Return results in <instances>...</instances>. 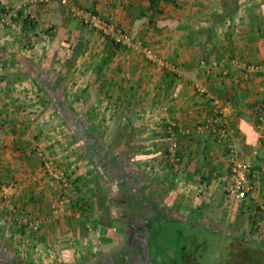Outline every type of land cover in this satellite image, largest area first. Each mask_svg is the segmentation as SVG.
I'll return each mask as SVG.
<instances>
[{
    "label": "crops",
    "instance_id": "0c3cea01",
    "mask_svg": "<svg viewBox=\"0 0 264 264\" xmlns=\"http://www.w3.org/2000/svg\"><path fill=\"white\" fill-rule=\"evenodd\" d=\"M156 1L152 11L150 0H0V15L16 12L11 26L0 28L1 262L21 264L11 254L16 250H10L13 240L6 230L16 224L2 188L21 186L8 196L9 203L30 222H38L53 198L54 187L41 171L35 149L75 180L72 202L79 203L93 223L76 222L69 234L64 232L79 244L112 236L116 222L98 214L112 210L115 196H125L127 184L119 182L124 179L137 189L143 180L145 194L155 197L157 206L150 211L156 219L196 227L200 216L211 221V215L221 212L224 201L264 222V209H259L264 205V70L246 68L264 63V0ZM74 10L102 16L146 45L157 61L147 59L137 46L111 47L108 38L82 24ZM27 16L35 21L28 30L22 27ZM215 103L223 111L220 115L213 112ZM214 118L216 126L225 124L229 130L220 142L208 130ZM172 141L178 146L177 166L167 156ZM226 144L238 158L252 163L253 199L227 196L231 181ZM91 147L99 155H93ZM108 165L123 172L111 174ZM135 193L127 191L131 201L118 204L136 201L127 213L148 211L140 208ZM153 222H142L145 234L135 238L141 242L135 257L147 264H197L200 248L186 255L192 251L186 245L162 247L163 242L154 240L158 245L150 253ZM81 231L88 232L84 241ZM47 232L42 231L39 241L51 249V240L60 242L59 232L53 239ZM92 250L84 263L92 259L96 261L90 264H124L131 254L121 251L96 259L97 248Z\"/></svg>",
    "mask_w": 264,
    "mask_h": 264
},
{
    "label": "rangeland",
    "instance_id": "374dc122",
    "mask_svg": "<svg viewBox=\"0 0 264 264\" xmlns=\"http://www.w3.org/2000/svg\"><path fill=\"white\" fill-rule=\"evenodd\" d=\"M4 12H6V10H4ZM41 171L44 173L47 180H49L47 174H45L42 167H41ZM71 179L73 178L71 177ZM50 180L48 182H50L51 186L54 187L52 188L54 189L52 195L53 198H51L50 204L48 203L49 207L43 208L46 211V213L44 212L45 213L44 214L42 211V213L38 216V222H37L39 225L38 232L33 233V231L31 230L24 229L23 234L20 232L17 233V229L19 225H16V227L13 228L8 227L6 230V233L8 234V240L10 239L13 240V242H11L10 244L11 246L10 250L11 251L13 250V252L14 249L16 250V252L11 254H13L14 257H17L18 261H20L21 264H67V262L71 264H87V262L84 263L85 260L84 256L89 251H93L92 247L97 248L95 252L96 259H98L99 257L105 259L108 254L112 256H116L121 251H123V253L128 251L131 252V254H129L130 258L127 256L128 263L126 262L124 264H147V262H145L144 260L135 257L133 253L135 252L138 253L137 251H139L141 248L140 240L138 241L135 238L138 237L140 238L142 237V234H145V232L141 230L142 229L141 226H142V222L147 220V218L149 217L148 214L146 215V212H150V210L155 208L154 206H157L156 201L154 202L155 200L154 196L150 195L149 201L147 200L146 204L144 205L139 204L140 208H143L144 206L145 208L149 207L148 211L144 209H142L141 211L131 210V213L129 211L131 215L126 211L127 209L130 208L132 204H135L136 201L132 202L130 206L129 205L125 206L122 204L119 205L118 202L131 201L130 199L131 197L130 198L129 196L125 197L126 195L123 197L122 194L115 196L113 201L116 202V204L112 207V210L111 211L105 210L103 212H99L98 216L99 219H101L103 217L105 218L106 214H108V217L111 220H114V222H116L112 227L114 229V233H112V236H114L115 239L119 240V242H115V241L111 242L112 241L111 238L112 236H111V237H107V241L103 240L102 238H98V239H94L91 242L89 241L86 243L85 241L83 242V244H79L78 242H75L73 238H67L64 235V232L65 234H69L70 226L74 225L73 223L76 222L79 224L85 223L86 225L88 224L90 226H93L92 218L90 217L91 220L86 219L88 212L82 211L81 207L79 208L80 204L78 203V205H76L77 202L74 204V201L70 204H67L68 207L71 205V209L69 210L70 211L69 213L65 211L53 216L51 214V210H52L51 205L55 203L54 201L58 198V196H60L62 190L60 188V184ZM72 181H74L73 189L75 190L77 185L74 179ZM20 189L21 186H18V188L13 192L11 196L13 197V195H15V193H18ZM74 194L72 195V198L74 197ZM75 199H78V197H75ZM224 203L225 202L223 201L224 206L222 205V208L220 209L221 212L216 213L215 216L211 215L212 218L211 221H204L203 219H205V217L203 215L200 216L201 218H199L196 227L193 226L187 227L184 225L175 224L173 223V221L170 222L168 220H163L162 218H158L157 221L153 222L151 227V232H150L151 237L148 240L150 242L149 252L153 254L154 247L158 245L156 243L154 246L153 242L155 240V241L163 242L164 246L168 244L172 245L173 247L186 245L193 252L194 251L196 252L197 250L199 251L200 248L201 250L196 256L197 264H231V262L233 261L232 257L234 255L233 252V248H234L233 244L235 243L234 240L237 241L239 240L243 243L248 244L249 246L251 245H253V247L257 246L259 249L264 250V222L262 220L254 219L253 216H251L250 214H246L244 210H240L239 208H237L235 211V208L231 203H226V204ZM7 204L9 205L12 204L9 203V198L6 199L5 205ZM158 212L156 211L155 213ZM111 213L113 215V218L110 215ZM163 213L165 215L172 217V215H170L168 212H163ZM22 219L23 217L21 218L17 216L16 219L13 221H16L17 223H23ZM252 221H254V223L251 225ZM138 222H139L138 224L139 227L136 224ZM256 222H258V224ZM60 224L62 229H60ZM44 226H47V228H45ZM42 231L45 232L48 231L47 234L50 235L47 236L48 238L51 239H53L52 237L57 236L59 232L58 234L59 237L56 239H58L60 242L59 244L57 243L55 244L61 248L63 253L58 254L57 252H55V250H53L54 249L53 245L55 244L52 242V240L50 246L53 249L52 248L49 249V247L44 248V246H42L41 242L39 241V238H41L40 234L42 233ZM82 231H81V236L83 238H81L80 241H84L82 239H85V235L88 233ZM212 233H216V234H212ZM105 234H106V230H105ZM95 236L96 235H94V237ZM37 239H38V243H37ZM19 241H21V243H19ZM127 242L128 243L130 242L132 244L129 243L130 244L129 245L127 244ZM151 243L153 245H151ZM195 243L198 244V249ZM87 244H91V246H88ZM79 245L81 246V251L79 250L80 248L78 249ZM126 247H128L130 250ZM249 248L251 247L240 248V250L237 252V255L247 256L248 258H250L251 253L250 251L248 252ZM172 251L173 250L169 251V253L171 254ZM110 259L114 260L111 257ZM91 260L92 259H90L89 264L91 262L96 261V260H92V261ZM115 262H118L116 258H115Z\"/></svg>",
    "mask_w": 264,
    "mask_h": 264
},
{
    "label": "built area",
    "instance_id": "2783aa9c",
    "mask_svg": "<svg viewBox=\"0 0 264 264\" xmlns=\"http://www.w3.org/2000/svg\"><path fill=\"white\" fill-rule=\"evenodd\" d=\"M36 0H30V3ZM47 1V0H42ZM74 16L86 27L95 30L103 37L111 38L116 44H119L122 47H126L131 49L133 46H137L144 56L149 59L150 61H157V56L144 45L142 42L133 41L131 36L124 32L123 30L117 28L112 23L104 19L102 16L92 13L89 11H82V10H74L72 11ZM15 11L9 10L6 12H2L0 15V28H7L11 26L12 18L15 17ZM32 18V17H30ZM249 71H262L264 70V63L261 65H249L246 67ZM200 93H204V90L199 89ZM214 109L213 112L217 115H220L223 111L220 108L219 104H213ZM264 108V105H262ZM218 119L214 118L213 123L208 126V130H211V133L215 135L218 141H222L226 139L229 135L228 127L225 124H220L216 126ZM170 135L172 134L171 128L168 129ZM226 149L229 153V166H228V176L231 181V185L227 190V196L230 199L235 201H243L246 197H250L251 199L254 198L255 195V187L250 183V173H251V166L252 163L245 158H238L236 156V152L231 144H226ZM177 143L172 141L170 143L169 148L167 149V156L169 161L172 163L173 166H177L179 163V158L177 157ZM36 156L42 163V168L47 174L48 178L56 183L60 184V188L62 192L60 196L54 201L55 203L51 205V214L55 216L56 214L67 212L68 205L72 202V195L75 193L74 181L69 177L64 171H59L52 164L47 161L42 151L36 149L35 150ZM172 166V167H173ZM18 188L17 184H12L8 187H3L4 198L7 199L9 195H12L13 192ZM260 207V206H259ZM262 208V209H261ZM261 211L264 209V205L261 204ZM11 216L16 219L17 216L23 217L24 212L22 210H16L14 207L9 205ZM22 222L28 226V228L33 231L37 232L39 229V225L37 222H30L26 219H23Z\"/></svg>",
    "mask_w": 264,
    "mask_h": 264
},
{
    "label": "trees",
    "instance_id": "16d2710c",
    "mask_svg": "<svg viewBox=\"0 0 264 264\" xmlns=\"http://www.w3.org/2000/svg\"><path fill=\"white\" fill-rule=\"evenodd\" d=\"M156 7H157V1L156 0H150V6H149V9L150 10H154V9H156ZM34 25H35V21L33 20V18H30V16H27V17H25L23 20H22V27L23 28H25L26 27V29L28 30V29H32L33 27H34ZM25 30V29H24ZM108 38V43H109V45L111 46V47H115L116 49L117 48H119V47H121L119 44H116L111 38H109V37H107ZM60 105L61 106H64L63 105V103L62 102H60ZM96 142V141H95ZM97 143V142H96ZM90 150H92V153H93V155H99V150L98 149H96L97 151L96 152H94V149L91 147L90 148ZM101 152V151H100ZM98 158H99V156H98ZM107 169L110 171V173L111 174H119V173H121V172H123L122 170H120V171H117V169L116 168H114L112 165H108V167H107ZM99 171V170H98ZM126 173V172H125ZM122 179V178H121ZM120 180V179H119ZM123 182L125 185H126V189H125V191H124V194L126 195L125 197H128V194H127V191L128 192H130V190L132 191V192H136L135 193V195H136V198H138L139 199V203L140 204H144V203H146L147 202V200H148V196L145 194V190H143V188H144V185L143 184H145L144 182L143 183H141L143 180H141V181H138L139 183L138 184H140V185H138V189L136 188V187H133V188H131L129 185H128V179L127 180H125L124 179V181L123 180H120L119 182ZM142 186H143V188H142ZM135 190H138V192L137 191H135ZM15 208V207H14ZM16 210H19V209H17V208H15ZM149 215V217H151V218H149L148 217V221L149 222H152V221H156L157 219H156V215H154V213L152 212V211H150V212H146V215ZM10 215H11V213H10ZM13 217V216H12ZM13 219H14V217H13ZM15 220V219H14ZM15 222V224L17 225L18 223H16V221H13V223ZM19 225V227L20 228H23V230L22 229H20V232H24V229H28V230H30L29 228H28V226L25 224H23L24 226H22V225H20V224H18ZM38 232V231H37ZM37 232H33V233H37ZM149 232H151V228L149 227ZM234 248H233V252H234V255H233V261L231 262V264H264V250H262V249H259L257 246L256 247H253V245H251V246H249L248 244H246V243H243V242H241V241H237V240H234ZM149 245V244H148ZM152 245V244H151ZM162 247L164 246L163 244H160ZM167 246V245H166ZM248 247H251V248H249L248 249V252L250 251V253H251V255H250V258H248L247 256H238L237 255V252L240 250V248H248ZM179 249H180V247H178ZM181 250V249H180ZM168 251H170V249H168L167 250V252ZM184 252L185 251H181V254L180 255H183L184 254ZM195 252V251H194ZM193 251H188V253L187 252H185V254L186 255H189L190 253H193V254H195ZM230 253H232V252H230ZM0 264H12V263H9V262H1L0 261Z\"/></svg>",
    "mask_w": 264,
    "mask_h": 264
}]
</instances>
